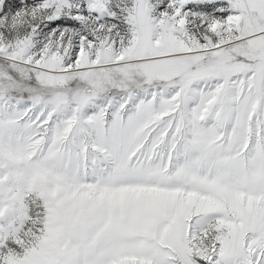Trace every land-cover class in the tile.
<instances>
[{"label":"snow or ice","instance_id":"6c2138e0","mask_svg":"<svg viewBox=\"0 0 264 264\" xmlns=\"http://www.w3.org/2000/svg\"><path fill=\"white\" fill-rule=\"evenodd\" d=\"M0 264H264V0H0Z\"/></svg>","mask_w":264,"mask_h":264}]
</instances>
